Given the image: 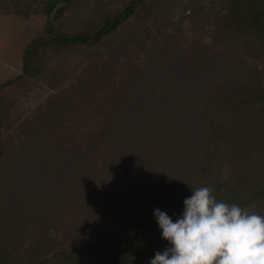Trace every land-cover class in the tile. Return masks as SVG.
<instances>
[{"label":"trees","instance_id":"obj_1","mask_svg":"<svg viewBox=\"0 0 264 264\" xmlns=\"http://www.w3.org/2000/svg\"><path fill=\"white\" fill-rule=\"evenodd\" d=\"M0 12L47 18L23 74L0 84V264H149L171 247L154 210L175 222L202 186L264 216V0H0ZM81 49L80 87L33 114L4 92L51 52L41 77L58 90Z\"/></svg>","mask_w":264,"mask_h":264},{"label":"clouds","instance_id":"obj_2","mask_svg":"<svg viewBox=\"0 0 264 264\" xmlns=\"http://www.w3.org/2000/svg\"><path fill=\"white\" fill-rule=\"evenodd\" d=\"M180 218L160 209L154 217L171 247L149 264H264V216L217 200L214 189H193Z\"/></svg>","mask_w":264,"mask_h":264},{"label":"rangeland","instance_id":"obj_3","mask_svg":"<svg viewBox=\"0 0 264 264\" xmlns=\"http://www.w3.org/2000/svg\"><path fill=\"white\" fill-rule=\"evenodd\" d=\"M178 11L179 8H176L173 12L174 20L178 17ZM46 20V16L43 15H32L25 18L0 12V84L23 74L24 52L28 44L40 35ZM102 52L104 57L109 58L108 50L102 49ZM131 56L132 52L127 49L117 60L125 62L130 60ZM90 57L89 49H81L78 53H71L66 59L62 56L64 61L60 67L62 66L64 72L60 73L62 80H58L61 83H59L60 88L57 90L52 87L53 81L50 80L46 83L42 80L41 75L56 65L59 55L56 52L45 53L31 75L8 86L4 92L9 98H13L19 103L20 111H24L23 113L26 115L33 114L54 94L64 93L71 87H78L81 77L85 76L90 66ZM79 129L84 130V126H79ZM243 160L242 151L238 153L237 157L231 158L234 166L243 164Z\"/></svg>","mask_w":264,"mask_h":264},{"label":"water","instance_id":"obj_4","mask_svg":"<svg viewBox=\"0 0 264 264\" xmlns=\"http://www.w3.org/2000/svg\"><path fill=\"white\" fill-rule=\"evenodd\" d=\"M59 7H60V6H58V7L56 8V10H55V11H57V10L59 9Z\"/></svg>","mask_w":264,"mask_h":264}]
</instances>
